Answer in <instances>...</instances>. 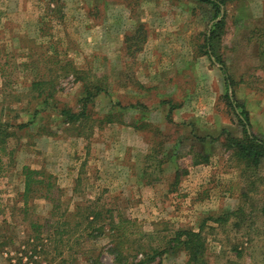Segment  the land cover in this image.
Here are the masks:
<instances>
[{"label": "rangeland", "instance_id": "obj_1", "mask_svg": "<svg viewBox=\"0 0 264 264\" xmlns=\"http://www.w3.org/2000/svg\"><path fill=\"white\" fill-rule=\"evenodd\" d=\"M213 12L197 0H0V264H186L171 244L177 232L199 228L208 264H264V159L242 195L249 179L224 144L196 140L184 107L169 112L158 103H179L182 78L156 77L159 84L144 87L139 78L151 70L136 67L132 53L146 25L200 43ZM220 13L230 97L264 113V0H226ZM252 19L258 26L249 31ZM84 85L107 92L67 122L60 110H80ZM206 88L191 105L207 104L210 118L221 114L239 128L225 98L211 106ZM131 102L142 106L122 120L141 115L147 125L139 133L106 122L107 112ZM190 146L210 152L211 163L191 167ZM156 149L167 153L147 159ZM177 162L186 174L175 173ZM26 167L37 180L25 197ZM238 206L241 217L207 218ZM57 226L62 235L54 236Z\"/></svg>", "mask_w": 264, "mask_h": 264}, {"label": "crops", "instance_id": "obj_2", "mask_svg": "<svg viewBox=\"0 0 264 264\" xmlns=\"http://www.w3.org/2000/svg\"><path fill=\"white\" fill-rule=\"evenodd\" d=\"M253 20L255 19H252V21ZM185 22H187L186 19ZM253 22L254 23H250L248 25L249 31L252 30L255 26H258V22ZM210 25H208V29L203 32V34L209 32ZM147 27L148 29L146 36H142L143 45L132 52L133 55L136 56V67H143L146 70H151L150 72L148 71L149 74L147 78L138 77L141 84L145 85L144 87H154L155 84H159L160 82V79H156V77L161 76L167 77L168 80L170 79V77L182 78L181 83H183L185 91H183L182 98L179 103L174 101L173 97L163 98L158 100V103L161 104V107L167 105V109H169V112L172 109L177 111L184 107L183 109L187 113L188 117V119H186L184 123L188 126L189 124L191 126L195 125V129L197 130L195 134L197 136H217L223 128L228 129L235 136H241L240 125L238 124V128L234 120L225 119L226 117H222L220 112V116L217 120H215L214 118H210L214 117L213 113L201 109L207 106V104H204L203 106L199 103L196 105V107L191 105L194 102L193 99H197L198 102L201 101V96H194V94L201 90L203 88V85L207 87L204 91L212 100L211 106L213 102L216 101V98L220 96L222 98H225L224 93L226 90V84L222 71L220 69V65L217 62L211 63L212 60L209 55L204 54L202 49H200V45L201 43H203V37L200 39V43L195 44L192 41L191 34L189 36L182 34L180 35L176 31H164L163 34H161L162 32L156 33L153 28L146 25V28ZM217 64L219 65V67L217 66ZM189 77L191 79L190 83L193 84V86L187 84V80ZM214 82L215 85L212 86ZM128 90H132L137 95H140V93H142L140 89L133 90L131 88H128ZM230 90L231 87L228 86V93L230 92ZM229 95L231 96V93H229ZM112 104L116 105L114 103H111L110 107H112ZM171 104H174L175 107H172L170 109ZM141 106L142 103L139 102H131L128 104L119 103L117 104L116 109L119 108L122 114L126 115L128 112H131V114H133V110H139L138 108H140ZM112 112L117 113L119 111H109V113ZM247 112L249 122L247 126V132L252 133L256 137L264 141L263 138L257 136L258 132L264 134V121L258 123V119L261 118V120H264V113L260 112L258 115L257 111L252 113L251 109H248ZM209 113L212 115H210ZM155 116L157 118L161 117V115ZM142 119V116L138 115L136 119H132V122L123 120V122L119 123L117 121H112L109 123L119 125L125 127V129H128L130 131L139 133L143 130L142 128H140V126H136L143 123V121H141ZM173 122L180 123V125H182L181 123H183L178 121L177 118L173 119ZM136 154L138 155V153ZM141 154V156L143 157L144 153ZM209 163L211 162L206 163V165H209ZM194 166L195 165H192L191 167Z\"/></svg>", "mask_w": 264, "mask_h": 264}, {"label": "trees", "instance_id": "obj_3", "mask_svg": "<svg viewBox=\"0 0 264 264\" xmlns=\"http://www.w3.org/2000/svg\"><path fill=\"white\" fill-rule=\"evenodd\" d=\"M197 1L210 4L211 8L214 11L213 16L211 18V21H213V23L210 25L209 32L203 34V43H201L200 49H202L204 54H208L211 60L213 59L215 62H217L220 65V69L222 71L223 77L225 79V84H226V90L224 93V97H225V100L227 101V105L230 107L231 111L233 112V115L236 118L237 123L240 125L241 136H235L228 129L223 128L221 129V131L218 133L217 136L208 135V136L203 137V136H197L195 134V138L198 141H208L209 143L219 142L220 144H224L225 149H227L230 152V156L235 159L237 166L242 167L241 172H243L244 176H246V178L249 179L247 183H245V186L247 187V189L242 192V195L247 196V192L251 190V187L255 186L256 184L255 181L258 179L259 165L262 159H264V141L259 139L252 133L247 132V126L249 124L248 112L244 108V106L236 100V98L230 97L228 93L229 77H228L227 69L225 68L224 62L220 57L221 35L223 32V28L225 27V21H224L225 18L222 16L221 18L218 19L219 15L221 14L220 7L225 5L226 0H197ZM260 30H263L262 26L256 27L254 29V31L256 32H259ZM104 92H107V88L105 89L103 85H92V86L84 85L80 89L77 100H76L79 104L80 110L78 112H75L69 107L68 108L63 107L60 110V113L65 117L64 120L67 122H72L75 119H78L81 115H84L87 107L91 105V103L94 102V100L97 98L99 94L104 93ZM51 94L52 93H46L44 95V99H43L44 102H46L47 100L46 98L49 97ZM172 107H175V105L171 104L170 109ZM106 117H107L106 122L108 123L112 121H117L118 123L123 122L121 111L117 113L107 112ZM171 122H172V119H171ZM145 125H147V123H142L141 125L139 124L136 127L140 126V128L143 129ZM173 140L174 138L172 137V141ZM150 153L147 159H157V155L159 153L162 155L166 154L167 150L162 151V149H160L159 151L156 149L153 151L151 156H150ZM168 153L171 154V152L169 151ZM186 155L190 156V159H191L190 165H197V164L208 163L210 160L211 153L208 152L206 149H203V148L198 149V148H194L193 146H190L189 151L188 153H186ZM159 161L161 160L159 159ZM175 167H176L175 169L176 174H179L181 176L187 173L186 167H184L180 163L177 162L175 164ZM34 173H36V171L30 170L27 167L24 170L25 178H24L23 196L25 197L27 193L29 192V190H31L32 181L37 180L36 177L33 178L32 176V174ZM178 182H179V179H175V181H173V184H177ZM260 211H261V215L264 217V195H263V200H262V204L260 207ZM52 212H55V211H52ZM243 213L244 212H243L242 207L238 206L232 211L227 210L218 216L207 217V218L212 221L223 223V222H226L229 217L233 215H237L238 217L239 216L241 217ZM112 219L113 217L110 220ZM85 220L89 223L93 222V218L91 219L85 218ZM55 223L58 224L59 221L58 222L55 221ZM62 224L63 223H59L58 225H62ZM38 226H41V224H39ZM114 226L115 225L111 223L110 228L113 229L115 228ZM59 227L60 226H57L56 230L54 229L53 231L54 236L62 235V231L58 230ZM47 229H49V226L47 227ZM117 229L115 228V230ZM181 235H184L183 239L180 237ZM172 246H175V247L179 246V248L184 251L185 256H186V264H208L206 255H205L207 244L204 239V235L202 233L201 228H199L197 231H194L192 229H187L185 231L177 232V234L175 235V238L173 239V243L171 244V247Z\"/></svg>", "mask_w": 264, "mask_h": 264}]
</instances>
